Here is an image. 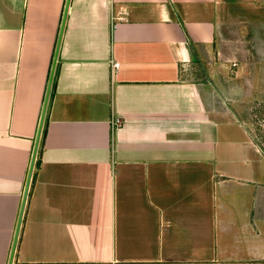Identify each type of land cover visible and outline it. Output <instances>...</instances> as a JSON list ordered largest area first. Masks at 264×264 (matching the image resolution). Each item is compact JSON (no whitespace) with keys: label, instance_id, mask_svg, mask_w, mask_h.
I'll use <instances>...</instances> for the list:
<instances>
[{"label":"crops","instance_id":"0c3cea01","mask_svg":"<svg viewBox=\"0 0 264 264\" xmlns=\"http://www.w3.org/2000/svg\"><path fill=\"white\" fill-rule=\"evenodd\" d=\"M63 5L0 0V264ZM252 36L264 0H68L11 264H264Z\"/></svg>","mask_w":264,"mask_h":264},{"label":"rangeland","instance_id":"374dc122","mask_svg":"<svg viewBox=\"0 0 264 264\" xmlns=\"http://www.w3.org/2000/svg\"><path fill=\"white\" fill-rule=\"evenodd\" d=\"M234 39L237 40V37H234ZM247 39V43L242 45L245 46L243 47V50L240 51V53L238 45H236L235 51H226V55L228 57L227 60H229L231 64L228 68H226L227 78L228 80H237V82L240 81L241 84H243L242 78L239 76V73L233 64V60L238 61L239 57L243 58L247 56L250 59L257 60L259 64H264V44H261L260 40H255V36H252V38L248 39V41ZM215 56H217L216 53ZM207 61L208 58L206 57V53H201L198 57V63H202L203 67L198 66L196 69V73H198L199 76L205 74ZM258 72L260 76L264 77V67L258 68ZM256 85L258 87L262 85V88H264V82H259ZM259 89L261 90V88ZM260 90H258L257 94H253L250 98L241 100L240 107L236 105V110L238 111L237 117L244 120L249 130L250 136L258 143L260 149L264 153V91ZM240 110L242 111L239 112Z\"/></svg>","mask_w":264,"mask_h":264},{"label":"water","instance_id":"95a60500","mask_svg":"<svg viewBox=\"0 0 264 264\" xmlns=\"http://www.w3.org/2000/svg\"><path fill=\"white\" fill-rule=\"evenodd\" d=\"M67 5H68V0H64L60 26H59V29H58V35H57V39H56V43H55V47H54V52H53V56H52V61H51V65H50V69H49V73H48L47 83H46V87H45V91H44L43 102H42L40 115H39L38 123H37V127H36V132H35V135H34L33 144H32V148H31V152H30L28 169H27V173H26V177H25V182H24V186H23V190H22L20 206H19V209H18V214H17V218H16V223H15V227H14L13 236L11 238V243H10V247H9V251H8L6 264H11V261H12V255H13V251H14L16 235H17L19 222H20V217H21V213H22V207H23L24 199H25V196H26L27 188H28V183H29V180H30L32 164H33L35 153H36V150H37V145H38L40 131H41V126H42V121H43L44 109H45L46 100H47V96H48V91H49V87H50V81H51V77H52L54 61H55V58H56L58 42H59L60 34H61V31H62V25H63L64 16H65Z\"/></svg>","mask_w":264,"mask_h":264},{"label":"built area","instance_id":"2783aa9c","mask_svg":"<svg viewBox=\"0 0 264 264\" xmlns=\"http://www.w3.org/2000/svg\"><path fill=\"white\" fill-rule=\"evenodd\" d=\"M115 65H116V62H112V66H115ZM119 122H120L119 117H114V119H113V123H114L115 125H118Z\"/></svg>","mask_w":264,"mask_h":264},{"label":"trees","instance_id":"16d2710c","mask_svg":"<svg viewBox=\"0 0 264 264\" xmlns=\"http://www.w3.org/2000/svg\"><path fill=\"white\" fill-rule=\"evenodd\" d=\"M190 44H192L190 41H189Z\"/></svg>","mask_w":264,"mask_h":264}]
</instances>
